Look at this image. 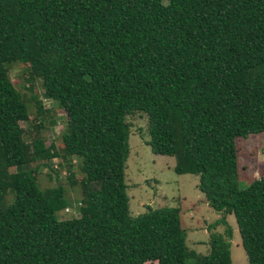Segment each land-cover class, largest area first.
I'll use <instances>...</instances> for the list:
<instances>
[{"label":"trees","instance_id":"trees-1","mask_svg":"<svg viewBox=\"0 0 264 264\" xmlns=\"http://www.w3.org/2000/svg\"><path fill=\"white\" fill-rule=\"evenodd\" d=\"M56 106L60 146L42 137ZM137 112L150 151L197 176L220 214L206 255L187 249L179 207L130 215L125 119ZM262 132L264 0H0V264H232L231 214L248 264H264V169L237 185L239 139ZM54 158L80 188L77 218H56L60 185L37 186Z\"/></svg>","mask_w":264,"mask_h":264},{"label":"rangeland","instance_id":"rangeland-1","mask_svg":"<svg viewBox=\"0 0 264 264\" xmlns=\"http://www.w3.org/2000/svg\"><path fill=\"white\" fill-rule=\"evenodd\" d=\"M9 78L15 87L25 95L30 94L25 90L27 84L23 83L21 68L14 64L9 72ZM33 90L38 94L44 108L54 106L40 96L39 82L34 83ZM59 121L42 137L46 144L53 142L60 146L63 135L67 133L66 121L63 111L55 107ZM29 115L34 113V107L29 104ZM130 125L129 156L124 170V183L126 195L129 198V212L136 216L146 211L147 207L157 209L164 206L179 207L181 209V227L185 233V245L188 250L197 256L209 252V234L206 226L213 224L220 216L208 205L203 194L197 189L198 177L182 174L177 175L173 168L175 159L164 155H155L147 145L148 119L142 112L134 113L125 119ZM239 155L237 158L239 189H246L253 179H257L264 169V132L244 139H239ZM57 164L56 175L39 173L37 186L40 190L57 187L60 185L64 192V199L68 203V211L57 212L58 220H70L79 216V202L81 199L78 185L69 186L64 182L66 165L60 158H54ZM78 159H74L73 170L78 174L76 167ZM55 179V180H54ZM227 222L232 229L230 239V259L232 264H248L237 224L233 215L227 217ZM223 226L215 228V232L223 233ZM191 258L186 259V264H192ZM154 264V263H147Z\"/></svg>","mask_w":264,"mask_h":264},{"label":"built area","instance_id":"built-area-1","mask_svg":"<svg viewBox=\"0 0 264 264\" xmlns=\"http://www.w3.org/2000/svg\"><path fill=\"white\" fill-rule=\"evenodd\" d=\"M49 165H50V168H51L53 171H55V170L57 169V164H56V162H55V159H52V160L50 161ZM66 211H68V209H66L65 212H66Z\"/></svg>","mask_w":264,"mask_h":264}]
</instances>
